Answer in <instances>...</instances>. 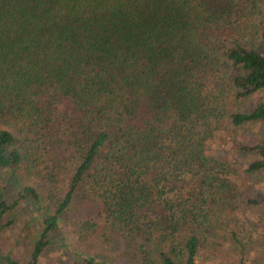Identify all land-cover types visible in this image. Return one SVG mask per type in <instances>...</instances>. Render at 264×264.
<instances>
[{"label": "trees", "instance_id": "trees-1", "mask_svg": "<svg viewBox=\"0 0 264 264\" xmlns=\"http://www.w3.org/2000/svg\"><path fill=\"white\" fill-rule=\"evenodd\" d=\"M256 94L264 0H0V174L35 155L49 165L53 207L26 264L64 249L61 221L77 206L131 242L142 264H199L223 238L212 211L238 190L205 140L226 129L223 118L235 129L264 124V97L224 117L226 103ZM238 152L253 157L247 177L264 173L263 143ZM7 191L2 228L20 202L41 199L24 187L10 203ZM248 204L264 208V197Z\"/></svg>", "mask_w": 264, "mask_h": 264}, {"label": "rangeland", "instance_id": "rangeland-1", "mask_svg": "<svg viewBox=\"0 0 264 264\" xmlns=\"http://www.w3.org/2000/svg\"><path fill=\"white\" fill-rule=\"evenodd\" d=\"M263 97L264 95L256 94L242 104L236 101L226 103L223 108L224 117L228 112L253 110ZM221 128L220 132L211 133L205 140L206 152L211 158L224 160L228 176L238 184V190L231 207L220 206L212 211L213 223L221 231L223 240L219 241L216 248L209 245L203 247L198 262L239 264L242 261L243 264H264V208L248 204V199L264 197V173L247 177L245 170L253 157L238 152L240 144H264V124L256 123L235 129L223 118ZM218 133L221 135L216 136ZM38 157L39 155H35L28 158L13 176L0 174V194L7 187L10 203L19 198L24 187L34 188L41 197L36 205L20 202L19 208L8 215L9 218L17 217L12 226L2 228L7 225L8 218L0 220V264H7L8 258L19 264H26L33 241L31 235L39 227V218L48 211L51 213V187L47 179L49 165L47 161L40 162ZM7 177L9 182L5 184ZM85 215L87 216V208L85 212L83 209L80 212L78 206L66 213L61 221L64 249L50 247L40 264H71L87 258H93L96 264H142L137 249L131 242L111 231L98 217L90 218ZM233 234H237L238 241L232 242Z\"/></svg>", "mask_w": 264, "mask_h": 264}]
</instances>
